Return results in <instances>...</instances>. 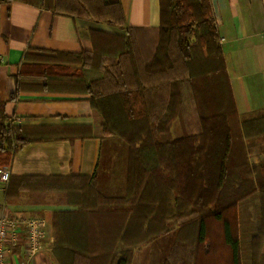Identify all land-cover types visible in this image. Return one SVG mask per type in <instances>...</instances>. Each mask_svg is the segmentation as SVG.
I'll return each mask as SVG.
<instances>
[{"label":"trees","instance_id":"16d2710c","mask_svg":"<svg viewBox=\"0 0 264 264\" xmlns=\"http://www.w3.org/2000/svg\"><path fill=\"white\" fill-rule=\"evenodd\" d=\"M22 1L125 32L93 29L92 50H59L39 57L51 63L20 72L12 99L26 90L89 93L102 117L101 153L92 175H11L5 201L31 193L75 202V210L50 213L54 249L63 244V226L105 233L109 243L102 253L76 248V262L132 264L136 248L175 231L162 264H184L185 252L192 264H264V161H251L264 153V114L239 115L211 0H159V41L147 62L120 0ZM163 85L168 99L151 102L152 89ZM187 92L201 131L177 137L172 127L183 116ZM5 104L0 98V166H10L15 153L37 139V127L13 123ZM53 129L63 132L53 139L93 136L90 125ZM73 213L80 219L66 223Z\"/></svg>","mask_w":264,"mask_h":264},{"label":"crops","instance_id":"0c3cea01","mask_svg":"<svg viewBox=\"0 0 264 264\" xmlns=\"http://www.w3.org/2000/svg\"><path fill=\"white\" fill-rule=\"evenodd\" d=\"M126 23L134 28L142 59L150 61L159 41L160 1L120 0ZM213 17L220 34L226 69L239 115L242 118L264 112V0H211ZM67 6V5H66ZM99 29L124 33L116 24L78 14L55 11L52 7L24 2L0 0V98L15 124L37 127V137L23 145L9 166L11 175H92L101 153L102 117L89 101V93L76 90H26L15 99L16 79L21 73L36 70L32 65L51 63L39 57L52 56L59 50L79 52L92 50L91 31ZM33 56L26 59L25 55ZM72 69L79 63L70 64ZM151 99L168 97L163 86L152 89ZM176 123L172 131L177 133ZM73 125H90L93 136L53 139L54 134ZM65 133V132H64ZM51 136V137H50ZM0 182V216L32 214L48 218L49 232L43 250L29 264H85L74 261L76 248L85 254L107 252V234L81 228H65L60 233L63 244L54 249L55 235L50 213L55 210H75V202L62 196H35L23 193L19 200L6 202ZM65 216L74 223L79 216ZM79 218V219H78ZM83 221V220H82ZM80 221L79 224L82 222ZM86 232V233H85ZM103 236V238H102ZM113 237H117L116 234ZM21 242L24 236L21 235ZM175 243V231L161 235L134 251L132 264H162ZM108 244V245H107ZM74 246V247H72ZM56 250V252H55ZM23 256L22 246L17 248ZM55 253L59 257L55 256ZM187 260V253H184ZM12 264L17 259L12 258Z\"/></svg>","mask_w":264,"mask_h":264},{"label":"built area","instance_id":"2783aa9c","mask_svg":"<svg viewBox=\"0 0 264 264\" xmlns=\"http://www.w3.org/2000/svg\"><path fill=\"white\" fill-rule=\"evenodd\" d=\"M11 176L8 165L0 166V182H7ZM49 232V221L46 217L32 214L13 216L5 213L0 216V264H29L30 260L44 248V241ZM24 236L22 243L20 238ZM22 246L23 256L17 252Z\"/></svg>","mask_w":264,"mask_h":264},{"label":"rangeland","instance_id":"374dc122","mask_svg":"<svg viewBox=\"0 0 264 264\" xmlns=\"http://www.w3.org/2000/svg\"><path fill=\"white\" fill-rule=\"evenodd\" d=\"M167 85H163V90L167 91ZM168 93V92H167ZM188 93V92H187ZM169 97V94H168ZM168 97L162 101H166L168 99ZM151 99V97H150ZM151 102H155L151 99ZM157 102H161V101H156ZM184 112H183V116L181 118H178L174 123H176V131L177 133H181V134H185V133H199L201 131V126H200V122L198 119V113L196 110V105L194 103V100L192 98V95L190 93H188L185 97L184 100V106H183ZM264 112L262 113H254L253 115H263ZM241 117V116H240ZM248 117V116H247ZM245 117V118H247ZM242 118V117H241ZM244 119V118H243ZM264 161V153L262 154H255L253 156H251V161L252 162H258V161ZM253 210V207L251 208ZM187 260H184V258L182 259L184 264H192V257L189 253H187ZM182 263V262H181ZM183 264V263H182Z\"/></svg>","mask_w":264,"mask_h":264}]
</instances>
